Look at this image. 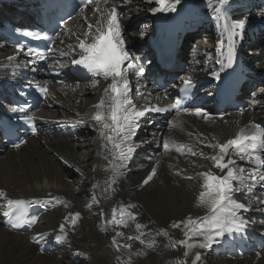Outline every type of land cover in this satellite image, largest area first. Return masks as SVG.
<instances>
[{"label": "bare ground", "instance_id": "6f19581e", "mask_svg": "<svg viewBox=\"0 0 264 264\" xmlns=\"http://www.w3.org/2000/svg\"><path fill=\"white\" fill-rule=\"evenodd\" d=\"M115 2L120 5L126 49L132 54L146 51L149 48L155 19L165 16L167 12H171L168 16L173 15L172 11L152 12L150 9L159 5L149 3L148 0H115ZM230 3L233 4L238 19L247 18L243 34L245 39H249L250 44H247V49L243 51L242 56L246 66L250 70L253 69L252 75L258 79L256 82L250 74L248 75V79L256 86L251 105L244 109L243 114L228 111L225 115L218 116L212 112L214 103L211 99V92L213 90L207 87V94L202 99L201 108L211 114L210 119L195 114L187 116L176 114L169 118V121L165 119L164 123L160 114L145 115L140 120L141 127L132 139L136 143L144 140L149 143L142 144L126 161L127 166L128 164L134 165L132 169L135 173L131 175L127 167L123 169L122 174L116 177V183L112 185L115 191L111 189L105 191L107 188L105 182L112 176V172L107 167L108 161L104 159L108 152L103 148L104 141L99 131L101 125L92 119L97 111L94 105L99 102L104 95V88L110 83L103 78L97 79L99 83H96L97 80H91L90 83L84 81L79 83L78 87L73 83L69 89H58L52 92V99L45 106L49 111L44 108L39 114L42 126L51 127V131L40 140H30L20 149L2 151L5 144L0 138V189L7 193V197H0V264H71V260L77 258L78 255L83 256V252H93L84 243L65 251L62 248L68 243V236L67 239L59 241L56 236L61 234V224H65V231L69 232L70 228L73 229L67 224L69 221H66L65 217H69V214L77 207H82V217L89 227L97 224L94 217L99 214L97 210L99 203L94 204L92 201V195L95 192H98L97 200L107 208L110 204H114L109 212L110 219L114 208L117 209L118 219L121 210L137 213V217H140L139 224L146 225V227L136 230L132 236L142 231L145 233L142 237L145 242L151 240L157 242L153 247L154 254L142 261L140 255L136 254L140 252L136 251V245L140 241L135 239L130 242L122 241L121 244L133 243V251L124 254L125 259H129L131 255L132 264H193L197 252L201 253V260L197 264H264V224L261 223L264 220V211L257 210L264 205H253V210L243 213L244 217L250 221L245 233H235L221 238L220 243L214 244L210 249L195 247L189 251L187 262L181 260L182 253L187 251L184 246L179 244L172 246L176 241L184 239V233L187 231L185 224L181 223L179 227H173L174 223L186 221L188 217L196 220L208 211L206 207L197 202L203 182V178L198 173L209 169L218 175L222 173L214 168L210 160L199 155L181 154L171 145L170 150L165 151L162 146L163 140L169 138L177 143L193 145L194 150L202 147L206 154H211L213 150L199 145L198 139L207 142L212 137H217L220 142H224L232 138L238 128L248 124L249 121L264 125V93H261V89H264V37L262 40L258 37V34L264 30V15H262L264 0H230ZM178 6H186L185 10L194 9L197 15L202 16L200 17L202 20L211 17L213 22L211 27L203 24L202 30L199 29L197 33L186 35L183 38L181 54L187 61L185 64L188 65L185 77L189 74L192 79L215 77L212 75L213 72H221L219 61L225 60V45L220 20L215 18L213 12L214 7L220 6L216 4V0H180L176 8ZM90 7L86 11L89 21L81 17L70 23L67 28L71 31L64 35L62 42L58 40L57 49L70 52L68 45H76V36L81 35L82 38V33L87 31L88 22L95 23L96 18ZM16 9L20 14L25 13L26 8L23 4H19ZM133 20H137L135 29ZM151 23H154L153 27H150ZM203 31L209 37L206 43L202 38H198ZM260 41L262 42L261 47H259ZM5 48H8L6 42L0 40V54ZM13 54L15 53L9 51V54L4 57L0 56V78L11 74L15 65L14 61L18 60L19 56ZM9 57L13 59L9 60ZM77 57V53L62 57L58 52L56 59L61 61L58 69L64 72L67 69L64 61ZM137 62L139 63L138 60ZM129 79L132 88L134 86V97L137 87L140 92L143 91L146 94L144 97L141 96L140 100L132 98L137 106L169 103L163 97L167 93L162 94L160 90L152 87L145 76L138 81L129 74ZM214 80L216 77L211 82ZM247 84L246 82L241 89L244 96ZM68 120L73 121L72 123L82 120L84 123L73 124L72 130L60 133L61 129L72 125L67 122ZM174 120L180 121L182 127L169 128V123ZM86 159L94 162L91 161L85 165L83 160ZM109 159H111L110 155ZM238 164L246 168L250 167L243 161H238ZM153 167H156V174L148 184H144L143 181L151 173ZM75 175L79 181L92 187L90 194L75 195V197L72 195L77 191V184L72 182V177ZM186 177H192V179ZM94 184L97 185L95 189H93ZM256 192L257 194L264 192V188L257 186ZM6 198H22L28 203L41 200L39 204L45 206L46 212L35 216L39 218L38 222L33 224L29 232H14L7 226L4 215ZM53 198H60L63 201L60 204L64 213L60 216L54 215L53 207L56 201ZM235 198L243 200V195L236 194ZM127 205H135V207L122 209V206ZM33 208L37 209L38 206L33 205ZM129 221L133 222V220ZM98 228L102 230L106 228L105 231L110 238L115 237L117 231L122 232V225L99 224ZM161 230H166L168 234L157 235ZM39 234H43L44 239L37 243L33 237ZM119 238L121 237H116V239ZM193 239H202V237H193ZM104 240L106 239L103 238ZM53 245L60 249L54 250ZM96 254L98 256L94 262L118 264L113 256L104 250L103 242L99 243ZM71 256L72 258H69Z\"/></svg>", "mask_w": 264, "mask_h": 264}, {"label": "snow or ice", "instance_id": "6c2138e0", "mask_svg": "<svg viewBox=\"0 0 264 264\" xmlns=\"http://www.w3.org/2000/svg\"><path fill=\"white\" fill-rule=\"evenodd\" d=\"M149 3H156L158 7L150 9L152 12L160 11H175L176 5L180 0H148ZM81 8L79 15L85 20L89 21L86 10L89 6L92 8V14L96 18L95 23L88 22L87 31L81 35L76 36V45H68L70 52L60 51L59 49L49 48V52H59L60 56H69L72 53H77L78 58L72 59L71 63L80 65L92 73L93 76L103 77L105 81L110 80V83L104 88V95L99 102L94 105L97 109L92 119L101 125L99 131L104 143L103 148L107 150L108 155L104 159L108 161V169L111 170L112 176L105 182L107 188L115 191L112 185L116 183V177L122 174V170L127 167L128 161L133 153L136 152L142 144L149 143L144 140L136 143L133 137L137 130L141 127L140 120L145 117L148 112L167 113L172 110L177 111V115L181 111H191L197 116H203L205 119H210L211 114L204 108H193L191 110L183 108L182 99L177 98L174 103L163 106H137L132 99V85L129 79V73L136 77L143 75L144 69L136 64L135 57L126 49V41L124 39L123 26L121 23V13L119 11L120 5L115 0H80ZM216 4L220 7H214L213 12L217 20L221 19L222 8L230 4V0H216ZM264 15V13H262ZM247 23V18L228 20L225 16L222 27L229 33V47L227 51L226 64L232 67L236 59L235 40L233 37L238 35L237 29H243ZM146 27V26H145ZM71 30H69L70 32ZM28 36L35 35L36 39L52 40L49 36L41 37L32 32L24 33ZM143 35V33H141ZM54 42V41H53ZM19 50L24 51V46L19 45ZM29 54H32L33 49H27ZM223 55V53H221ZM9 60L13 57H9ZM39 59H46L45 56H39ZM35 64L36 61H29ZM221 71L224 69L225 60L219 61ZM26 67L27 65H17V67ZM213 76L220 79V72H213ZM62 82V81H61ZM96 83H99L97 80ZM181 92L185 96L191 94V90L195 87L191 74L182 80ZM39 91L42 94L48 95V88L46 86H39ZM137 94L140 93L139 87L136 89ZM264 93V89H261ZM147 99V98H146ZM258 103V102H257ZM23 111V108L20 109ZM244 109H240L243 114ZM31 125V131L37 133L35 126V117L27 116L21 117ZM84 123V121H79ZM237 123H239L237 121ZM169 128L182 127L180 121H172L168 125ZM155 135V134H153ZM26 143L23 139L19 143H14V148H19L21 144ZM198 144L203 147H208L213 150L211 154H206L202 147L194 150L193 145L185 143H177L175 140L165 138L163 140V148L165 151L170 150L171 147L181 154H190L192 156H201L206 160H210L214 168L219 169L220 175L213 172L211 169L198 173L203 178L201 184V191L198 195V204L208 209L207 213L202 217H197L193 220L188 217L186 221L174 223L173 227H179L181 223L185 224L187 231L184 233V239L176 241V244L186 247L184 255H188V251L195 247L201 249H210L214 244H218L221 238L235 233H245L250 221L243 215L244 212L253 210V205H264V192L257 194V186L264 188V125L249 121L248 124L239 127L236 134L224 142H220L217 137H212L211 140L205 141L198 139ZM109 155L111 159H109ZM238 161L246 162L250 167L239 165ZM67 163V161H65ZM226 170V171H225ZM79 171V169H77ZM156 174V167H153L151 173L143 181L148 184ZM179 174V173H178ZM192 179V177H186ZM97 185H93L95 189ZM236 194H242L243 200L236 199ZM0 197H7L2 189H0ZM56 203H63L60 198H53ZM94 204H98L96 195H92ZM26 201L19 199L6 198L5 216H12L14 210L19 209ZM91 206V205H89ZM134 208L135 205L122 206L123 208ZM259 211H264V207L258 208ZM81 213H70L69 217H65L75 226L77 219ZM137 213L119 212V219L117 218V209L112 210V217L105 221V225L111 224L115 226L127 227L128 220H136ZM38 217H27L26 213H19L15 216V223L13 228L20 227L22 224H35L38 222ZM264 224V220L261 221ZM137 230L143 229L146 225L137 223L135 225ZM105 230H107L105 228ZM60 233L56 239H67V232L65 231V224L60 225ZM168 233L166 230H161L157 235ZM144 232H139L136 236H128V240H138L141 243L145 241L142 237ZM124 236L123 232L117 231L116 236L113 237V243L117 249L121 247L131 249L132 245L129 243L120 244L116 242V237ZM193 237H202V239H193ZM33 239L39 243L44 239L43 234L34 236ZM156 241L148 242V247H154ZM137 255H144L143 251L136 253ZM131 255L129 256V264H131ZM201 260V253L195 254L193 264H197Z\"/></svg>", "mask_w": 264, "mask_h": 264}, {"label": "rangeland", "instance_id": "374dc122", "mask_svg": "<svg viewBox=\"0 0 264 264\" xmlns=\"http://www.w3.org/2000/svg\"><path fill=\"white\" fill-rule=\"evenodd\" d=\"M260 33L262 34L260 36V38L262 40V37H264V30H262V32H260ZM206 35H207V33L206 34H199L198 38L199 39L202 38L204 40V42L206 43L207 39H209V37L206 36ZM260 44H262L261 41L259 43V47L262 46V45L260 46ZM9 51L10 50L8 48H5V50L1 51L0 56L4 57V55L9 54ZM140 93H143V91L140 92ZM133 95H134V93L132 94V96ZM145 95H146L145 93H143V95H139V94H137V91L135 90V97L133 96V99L140 100L141 96L144 97ZM147 96L150 97V95H147ZM86 97H88V96H86ZM72 103H75V102L72 101ZM182 116H186V115H182ZM69 128H70V130H72L73 129V125H69ZM80 161H82V160H80ZM91 161L94 162L91 159L83 160L85 165H88ZM132 168H134V165L133 164H128L127 169H129V174H131V175H132V173H135V172H133ZM75 177L77 178V180H76ZM75 177H72V182L74 184H77L76 185L77 191L73 192L72 195L75 197V195H80V196L81 195H85L86 196V194H90L92 192V187H88V184L79 181L78 177L76 175H75ZM85 190H86V192H85ZM97 194H98V192H95V195H97ZM113 205L114 204H110L109 208H107L105 205H103L99 201V207H97V210L99 211V214H97L94 217V221H96L97 224H94L91 227H89L86 224V220L82 217V210H81L82 207H77L76 209H74L72 211L73 214L76 213V212H79V213H81V215L77 219V222L75 224L76 228H74V226L71 223L67 222V224L72 226L73 229L70 228L69 232L66 231L67 232V236H68V243L62 249L65 250V251H68V249L70 247H73V246L76 247V246H79L80 244L84 243V244H86L87 248H91L93 250V252H91V251L83 252V256L78 255L77 258L71 260V264H100V261H95L94 262V260L98 256V254H96V253H98L99 243H102V242H103L104 250L107 251L110 256H113V258L116 260V262L118 264L119 263L120 264H129V259H125L124 258V254H129L130 252L133 251V243H129V244L132 245L131 249H126V248H123V247H121L120 249H117L115 244L113 243V238H110V236L108 235V233H106L105 230H102V229L98 228L99 224L105 225V221L106 220H110V218L108 216H109V212H111V209L113 208ZM53 209H54V215L55 216H60L62 213H64V209H63V207L61 206L60 203H56L55 206L53 207ZM139 218L140 217H136V220H134L132 223H131V221H129V222L127 221V224H128L127 227H123L122 226V232L124 233V236H122L119 239H116L117 243L121 244L122 241H127V242L131 241V240H128L127 237L128 236H132L133 233L137 230L135 225L137 223H140ZM105 226H107V225H105ZM92 234H93V236H92ZM103 238L106 239L104 241H107V242H104ZM148 242L149 241H147L145 243L139 242L136 245V251H140V252L143 251L145 253L144 255H140V259L142 261L144 259H146L147 257H149L150 255L154 254L153 247H148ZM156 243H155V245H156ZM52 248H54V250H59L60 249L56 245H53ZM184 249L187 250L185 246H184ZM54 250H51V251H54ZM163 250L165 252V246L163 247ZM0 252H1V247H0ZM69 253H71V252H69ZM184 253H185V251L182 253L181 260L183 262H187V260L189 258V255H190V252L188 251V255L187 256H185ZM72 255H74V254H72ZM69 258H72V256L69 257ZM101 264H104V263H101Z\"/></svg>", "mask_w": 264, "mask_h": 264}]
</instances>
